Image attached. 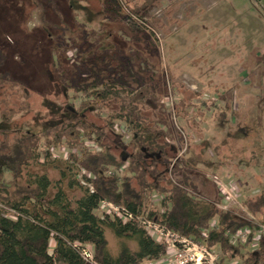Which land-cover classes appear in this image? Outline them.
Here are the masks:
<instances>
[{
    "label": "rangeland",
    "instance_id": "374dc122",
    "mask_svg": "<svg viewBox=\"0 0 264 264\" xmlns=\"http://www.w3.org/2000/svg\"><path fill=\"white\" fill-rule=\"evenodd\" d=\"M47 1L46 24L37 0H0L2 69L24 82L30 94L26 99L22 89L6 88L14 92L8 107L15 113L8 121L0 112V128L39 133L82 116L106 128L119 102L94 103L81 111L85 96L72 85L84 70L83 60L94 52L139 55L135 67L141 78L134 86L152 88L141 113L167 121L163 128L171 146L166 152L173 162L186 155L190 139L185 157L205 193L228 197L218 183L225 181L232 191L230 206L242 208L245 199L264 190V0H158L152 5L134 0L132 7L145 5L139 13L122 0H58L56 10ZM42 62L44 80L38 72ZM106 130L105 141L118 155L131 150V135L124 141L122 128ZM53 155L65 159L67 149ZM128 164L113 172L124 173ZM30 169L47 172L53 181L60 178L55 166ZM67 191L73 198L82 195L79 189ZM154 201L158 208L159 198ZM107 237L117 254L120 240L111 229Z\"/></svg>",
    "mask_w": 264,
    "mask_h": 264
},
{
    "label": "trees",
    "instance_id": "16d2710c",
    "mask_svg": "<svg viewBox=\"0 0 264 264\" xmlns=\"http://www.w3.org/2000/svg\"><path fill=\"white\" fill-rule=\"evenodd\" d=\"M132 1L122 0L132 11H144L145 5L132 7ZM37 3L47 24L46 3ZM47 3L55 10L59 7L58 0ZM43 40L44 34L39 38L42 45ZM4 58L0 49V112L2 119L12 121L15 109H9L8 97L14 92L10 94L6 88L22 89L26 99L30 94L24 82L2 69ZM139 59V55L134 59L124 52L111 57L91 53L83 60L84 70L72 85L77 94L85 96L81 111L94 103L119 102L107 127L117 132L122 128L119 132L124 141L131 135V150L124 149L118 155L105 141L107 127H97L83 116L56 122L39 133L0 128V264H142L166 255V243L155 240L139 222L126 221L102 209L103 201L136 217L156 220L182 235L204 240L211 248L220 247L225 260L264 264V240L254 249L251 239L248 244L235 245L229 237V233L253 227L246 213L264 221V190L245 199L244 209H222L218 204L224 199L223 193L219 191L212 197L193 178V166L185 157L192 140H187L186 155L173 162L166 152L171 146L163 128L167 121L141 113L142 107L148 106L145 100L152 88L143 85L144 90H136L134 86L141 78L135 67ZM42 64L38 72L43 78ZM181 140L183 143V137ZM58 148L67 149L65 159L54 157ZM220 149L216 147L217 154L222 152ZM126 163L124 173L109 174ZM38 165L55 166L60 178L53 181L47 172L30 169ZM74 189L82 191L79 198L69 195L67 190ZM155 197L159 198L158 208ZM108 229L120 240L117 254L110 249ZM87 245L93 248L92 260L83 255Z\"/></svg>",
    "mask_w": 264,
    "mask_h": 264
},
{
    "label": "built area",
    "instance_id": "2783aa9c",
    "mask_svg": "<svg viewBox=\"0 0 264 264\" xmlns=\"http://www.w3.org/2000/svg\"><path fill=\"white\" fill-rule=\"evenodd\" d=\"M174 111L175 110L173 109L172 118L176 120V113ZM83 172L86 173V171ZM109 174H113V171H109ZM216 179H218V177H216ZM218 183L221 184L223 188L222 191L225 190L226 193H228V197L225 196L218 206L222 209L232 208V206H230L232 191L223 181ZM236 195L239 194H235V197H237ZM102 208L113 212L126 221L134 220L139 222L149 231L155 240L166 243L167 253L165 256L159 260H147L142 264H242L238 259L230 261L225 260L224 253L220 247L216 246L211 248L206 241L196 240L189 236L182 235L156 220L145 217H136L132 213L126 211V209L108 201H103ZM246 215H248L247 217L253 221V227L248 226L241 228L234 233H229L230 241L235 245H244L248 244L251 239L250 245L252 248L256 249L260 242L264 240V221L257 219L250 213H246ZM215 226L216 222H213L212 227ZM207 233L208 232H205L206 236H208ZM91 247V245H87L82 249L84 257L89 260L93 259V250Z\"/></svg>",
    "mask_w": 264,
    "mask_h": 264
},
{
    "label": "crops",
    "instance_id": "0c3cea01",
    "mask_svg": "<svg viewBox=\"0 0 264 264\" xmlns=\"http://www.w3.org/2000/svg\"><path fill=\"white\" fill-rule=\"evenodd\" d=\"M224 182H225V181H224ZM233 184H234V183H233ZM235 186H236V183H235ZM236 190H237V192H238V190L240 191V189H238V188H237ZM240 195H241V194H240Z\"/></svg>",
    "mask_w": 264,
    "mask_h": 264
}]
</instances>
